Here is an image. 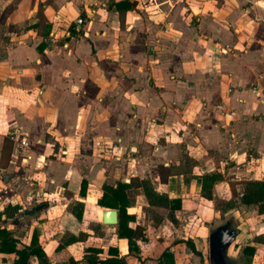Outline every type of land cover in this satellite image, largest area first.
I'll return each instance as SVG.
<instances>
[{
	"label": "crops",
	"instance_id": "0c3cea01",
	"mask_svg": "<svg viewBox=\"0 0 264 264\" xmlns=\"http://www.w3.org/2000/svg\"><path fill=\"white\" fill-rule=\"evenodd\" d=\"M123 1L132 7L118 9L116 4ZM141 1L0 0V47L7 51L0 59V82H7L0 85V131L6 127L0 135V212L7 204L21 208L12 218L1 216L0 225L7 231L17 229V234H9L19 241L18 248L28 246L35 231L50 264H69V258L76 264H88L83 261L85 254L90 255L87 248L100 250V259L109 257L108 248H115L125 264H161L157 259L165 250L172 264H180L192 253L184 242L173 243L188 239L174 236L178 214L186 209L188 190L194 189L195 201L201 199L195 184L188 180L191 175L213 171L223 175L225 170L212 164L229 154L236 163L228 168L234 169L231 175H251L246 180L264 176V0H154L160 12L142 7ZM77 18L83 20L81 25L76 24ZM218 46L225 52L220 53ZM51 48L58 54L39 62V55ZM68 50L70 58L93 61V67H106L112 59L118 73L104 83L91 75L82 84L73 73V80L63 82L58 74L63 65L59 51L63 56ZM10 74H17V79L9 81ZM176 77L191 82L186 92L208 99V106L191 104L184 111L187 123L181 120L185 117L182 115L181 119L171 114L164 120L158 118L164 122L158 132H170L169 127L175 124L180 136L171 131L173 140H146L155 142V147L144 153L145 140H128L129 130L144 127L142 120L156 112L163 99L172 98ZM85 94L120 98V117L111 115L118 109L113 106H107L108 112H97L96 107L101 109L100 97L93 111L83 107V101H79ZM7 96H11L9 101ZM129 111L134 113L133 119H129ZM167 111L175 114L171 107ZM220 127L231 131L229 140ZM13 133L26 138V149L19 151L17 143L9 139ZM111 143L116 151L124 147L132 150L135 157H118L113 161L118 168L113 167L111 160L104 159L105 152L110 151L105 144ZM246 147L253 156L245 153ZM185 158L191 162L186 173L181 170ZM147 160L149 165L155 164L154 169L148 168ZM253 160L262 170L256 172L255 167L241 163ZM128 161L129 168L124 165ZM160 165L170 171L164 183ZM133 178L152 184L156 181L166 186L162 190L153 187L157 192L181 199V209L174 212L175 222L167 217V209L149 207L146 199L144 206L161 219L152 226L159 233L149 236L133 212L138 207L129 195L127 213L134 216L129 226L142 230V238L136 241L138 257L128 254L127 239L116 236L117 224L102 223V213L108 208L97 205L103 185L114 187L118 181L129 183ZM82 181L86 183L83 196ZM130 190H139L144 197L141 188ZM42 196L47 197L48 206L40 204ZM32 200L44 207L25 215L36 207L27 206ZM65 203L72 206L64 209ZM77 204L82 205L80 221L71 213ZM92 204L99 211L97 218L88 213ZM18 214L19 223L15 221ZM84 223L87 226L82 228ZM97 223L105 226L102 236L92 230ZM153 244L156 248L150 250ZM58 245L62 248L56 251ZM14 258L13 254H0V264H13ZM29 264L37 262L30 259Z\"/></svg>",
	"mask_w": 264,
	"mask_h": 264
},
{
	"label": "rangeland",
	"instance_id": "374dc122",
	"mask_svg": "<svg viewBox=\"0 0 264 264\" xmlns=\"http://www.w3.org/2000/svg\"><path fill=\"white\" fill-rule=\"evenodd\" d=\"M141 5H142V7L149 8L151 11H157L158 10V7L155 6L154 0H142ZM162 7L163 6H160L159 9H163ZM158 11L160 12V10H158ZM5 38H6V36H5ZM14 43L20 44V41L19 42L14 41ZM5 52H7V51L5 49H3V47H0V59L3 57V54ZM55 52H56V50L51 48L48 51H46L45 54L39 55L40 57L37 59L39 62L43 61L45 63L48 61L50 56L54 55ZM56 53L58 54V51ZM65 53L66 54L62 56V53L59 51L60 61L63 62V65H61L59 67L58 74H59L60 78H63L62 79V80H64L63 82H66V83L70 82V79H72L70 76L73 73L72 74L73 78L74 79L77 78L78 82L82 83V84H85L87 82V80L89 78H91L92 76L96 77L97 82L104 83V82H106V80H110V78L113 76V74L115 72L118 73V71L116 70V67H117L116 62L114 60L112 61V59H108L109 57L106 58V59H108V63L105 65L106 67L101 66V65H98V66L94 65V67H93V64H92L93 61H90L88 59L89 60V62H88L85 59H81V58H78V59L70 58V56H69L70 50L66 51ZM92 53H94V52H92ZM149 54L150 53H148V55ZM172 58H176V55L172 54ZM177 58H178V56H177ZM71 68H73V70ZM71 70H72V72H71ZM35 75H36V73H35ZM17 77H18L17 74H13V75L10 74L9 81L15 80V79H17ZM38 77H40V75L36 76V78H38ZM190 83L191 82L186 81L184 79H181L180 77H176L175 86L172 88V91H173L171 94L172 98L163 99V103L161 105V107H163V110H161V107H160L159 109H156V112L150 113L148 115L149 117L144 118L145 120H142V122H144V123H142V125L144 124V127L141 126L138 129H137V127H133V129L129 130V134H128L129 139L128 140H145L144 141L145 144L143 143V145H142V150L144 151V153L149 154L151 149L153 147H155V144H154L155 142L146 141V140H173L171 133H174V135L178 134L180 136L179 131L177 130V126H175V124H172V126L169 127V129L170 128L172 129L171 130L172 132L170 131L171 133L169 131H167V132L159 131L160 132L159 133L157 130L161 129L164 122L159 121L158 118L159 119L163 118V120H164L165 117L167 115H170V114L172 115L171 117L177 116L178 118H180L182 115L185 117L182 119L180 118V119L184 120L185 123H187V116H186L185 112L189 108H191V104H194V105L196 104L197 106L202 105L203 107L208 106V101H207L208 99H205V98H202V97H199L196 95H190L189 93L186 92V90H188V85H190ZM0 85H7V82L1 81ZM226 86H228V85H226ZM80 88H81V86H79V88L76 90H79ZM184 91L186 92V94ZM227 92H229V91H227ZM75 93L76 92H74V95H75ZM5 95H8V94H5ZM10 97L7 96L6 100L9 101ZM99 97L101 98V104L99 105L101 107V109H98V107H96L97 112H99L100 114L103 111L108 112L109 110L107 109V106H110V107L113 106V108L117 107L118 108L117 111L113 112L112 114L110 113V114L113 117H116L118 119L120 117V114H121L118 112V111H120L119 106L121 103V99L118 97H112V98L106 97V96L105 97H101V96L89 97V96H86V94H85L84 97H81V100L79 102L83 101L82 106L85 108H87L89 106L88 109H90V111H91L92 107H94V103L96 104V100L99 99ZM76 103H78V102H76ZM221 104L224 107L225 104L224 103H221ZM170 107L175 112L176 115L174 113H167L168 112L167 108H170ZM2 108H3V104L0 103V111L2 110ZM222 110H224V108H222ZM20 114L22 115L23 112H21ZM0 115H1V113H0ZM40 115H42V111L40 112ZM127 115L129 116V119L134 118V113H132L131 111H129V113ZM31 116L32 117L35 116L34 111H32ZM193 118H195V117L193 116ZM7 122L8 121H6V123ZM165 124L167 125V122H165ZM193 125H194V123H193ZM5 129H6V127L0 131V135H1V133L2 134L5 133V131H6ZM219 129L224 131V134H225L224 138L229 140L230 136H227V134H231V131H228V133H227L226 132L227 128H224V127H220ZM135 130H136V132H135ZM179 130H181V129H179ZM230 130H231V128H230ZM79 131H81V129H79ZM137 132H139V134H140L139 138L136 137ZM116 137H117L116 135L112 136V138H116ZM99 140H101V139H99ZM240 140H244V138L240 139ZM245 140H246V138H245ZM246 145H247V143H246ZM105 146H108V147H106V149L108 151L109 150L110 151L105 152L107 157L104 159L109 160V161L111 160L113 163L112 164L113 167L115 166V162H113V161L115 159H117L118 157L121 159V157L122 158H124V157L130 158V157H133L132 155H134V157L136 155L135 152H133L132 150L128 151V148H126V147H124L122 149L120 148V150L116 151V149L114 148V143L105 144ZM103 150H104V145L102 146V153L101 154H103ZM244 150H245L246 154L248 153L250 156H253V155H251L252 150L249 151V149H247V147ZM167 154H169V153H165L166 156H167ZM231 160L232 159H230L229 154H224L218 160L214 161V163L212 164V165H217V167L221 166V169L223 168L225 170V173L223 174L222 182H220V184L218 183V186L216 188H214L215 195H213V198L211 201L203 200L200 198L197 201H195L196 197H194V194H193L194 189L193 188L191 190H188V194H187L188 196L187 197L185 196L186 209H184V211H182L178 214V218H177L178 224L176 225L174 236L176 238H188V239L193 240L195 246L197 247V249L200 252V255L197 256V255L189 254L186 257H184V260H182V262L180 264H182V263L183 264H209L208 263V240H207L208 239V233L212 229H214L217 226H220V225H222L228 221L231 224V228L236 230L235 239L227 251L228 258L234 264H264V245H258V244L256 245L252 242V238L254 236L264 232V214L259 215L257 213L255 207H246V206H243L240 204L239 195H240L242 188H243L242 182H244L243 181L244 179L246 180L249 177H251V175L245 176V177H239V175H238V177H237V175H231L230 173L234 174V172H233L234 169H231L232 171L231 170L229 171L228 168L236 164L235 161H231ZM129 162L130 161L125 162V164H124L125 166H127V168H129ZM162 162H169V161H162ZM1 163L3 164L4 161L2 160ZM241 163L244 165V167L245 166H251L253 168L255 167L254 171H256V172L262 170V169L258 168L259 166L255 160H253L250 164H245V162H241ZM147 164H148L147 165L148 168H150V169L155 167V164L149 165L148 160H147ZM117 166H115V168H118ZM132 169H135V167H131V170ZM235 173H237V171ZM125 174H126V172H125ZM0 178H1V173H0ZM117 178H119V177H117ZM146 178H148V177H146ZM257 180H264V176L257 175ZM157 183L158 182H156V181H155V184L151 183L155 189L162 190V189L166 188V186L160 185ZM178 187H179V184H178ZM91 194L94 195V192H92ZM129 195L132 197L134 204H136V206L138 207L137 209L135 208L133 210V212H136V214L139 216V218H138L140 220L139 223L140 224L143 223V226H141V227L146 229V232H148L147 235H149V236H152L154 233H155V235L158 234L159 232H157V230L153 231L152 225H150V226L148 225V223L150 224L151 218L149 215L146 214L148 209H147V207L144 206L146 199H147L146 196L143 194L144 197H142L139 190H130ZM53 199H51V200H53ZM39 202H40V204L45 203L46 206H48L47 197H45V196L44 197L42 196L41 200ZM39 202H35L33 200L31 202L28 201L27 206L30 205V208H32V207L36 206L37 204H39ZM62 204H64V203H62ZM71 206L72 205L69 206L66 204L64 206V209L71 207ZM59 209H61V208H57L55 210H58L60 212L61 210H59ZM59 212H56L55 214H58ZM159 212H163V211H159ZM88 213L92 214V216H95L96 218L99 216V211L97 210V208H95V205H93L89 208ZM55 214H53L51 216L52 217L56 216ZM19 218H20V215L18 214V216L15 219V221L17 223H19ZM86 226H87V223H84L82 225V228H85ZM11 229H12V231L8 230L10 234H12V233L17 234L18 233L17 229H13V228H11ZM245 246H254V248H255L254 252L252 254H249V253L243 251ZM154 248H156L155 244L150 246V250L154 249ZM145 249H147V247H145Z\"/></svg>",
	"mask_w": 264,
	"mask_h": 264
},
{
	"label": "trees",
	"instance_id": "16d2710c",
	"mask_svg": "<svg viewBox=\"0 0 264 264\" xmlns=\"http://www.w3.org/2000/svg\"><path fill=\"white\" fill-rule=\"evenodd\" d=\"M118 9H130L132 5L127 3L126 1L120 2L116 4ZM43 47L41 46L40 49ZM183 169L182 172L186 173V169H189L191 164L188 158L183 160ZM159 173L161 182H166L167 177L170 175V171L163 167L159 166ZM192 181L199 191V196L203 200L211 201L213 198V188L216 184L222 182L223 175L218 172H205L198 175H191L188 179ZM85 181L81 183L80 194L83 196L85 193ZM243 188L239 195V202L241 205L246 207H255L256 211L259 215L264 214V180H246L242 182ZM141 188L143 194L147 198V203L149 207H162L168 210L167 217L170 221L175 222L174 212H177L181 209V199L180 198H169L166 192L159 193L157 192L151 182L147 179H139L133 178L129 183H125L123 181H118L116 185L102 186V195L97 200V205L103 208L115 209L118 212V222H117V231L116 236L118 238L127 239L128 243V254L134 255L138 257L139 247L136 243L137 240L142 238V230L139 226H135L134 228L129 226V222L134 220V216L127 213V207L131 204V198L129 196V190L131 188ZM20 206L18 204H7L3 210L0 212V217L4 216L5 218H12L15 214L20 211ZM71 213L76 217L77 220H81L82 214V205L77 204L75 208L71 210ZM147 215L151 218V225L157 226L161 219L155 216L154 211L148 209L146 212ZM155 217V219H154ZM105 226L101 223L94 224L92 226V230L97 233L99 236L104 234ZM103 229V230H102ZM82 238V235L80 236ZM176 242H184L185 246L189 249V251L199 256L200 252L196 249L195 244L187 239V240H178ZM252 242L258 245H264V232L258 234L252 238ZM19 241L10 236L9 232L5 228V226L0 225V254H13L15 256L13 264H29L30 259L36 260L37 264H50V259L47 258L41 249V246L38 243V238L33 231L30 239V243L28 246L22 245L18 248ZM62 248L61 245H58L55 250L59 251ZM254 246H245L243 251L252 254L254 252ZM87 252H90V255L85 254L83 256V261L88 264H125L122 258L117 257V252L115 248H108L107 255L108 258L100 259L97 254L101 251L98 249L87 248ZM93 254V256H92ZM95 254V255H94ZM170 259V264H172V258L168 252L165 250L157 259V261L161 264H167ZM69 264H76V262L72 259H68Z\"/></svg>",
	"mask_w": 264,
	"mask_h": 264
},
{
	"label": "water",
	"instance_id": "95a60500",
	"mask_svg": "<svg viewBox=\"0 0 264 264\" xmlns=\"http://www.w3.org/2000/svg\"><path fill=\"white\" fill-rule=\"evenodd\" d=\"M44 205H39L32 210L25 211V215H32L42 209ZM102 223L104 225H116L118 213L115 209H107L102 213ZM236 230L231 228L230 222H226L208 233V263L209 264H234L227 255V251L234 241Z\"/></svg>",
	"mask_w": 264,
	"mask_h": 264
},
{
	"label": "built area",
	"instance_id": "2783aa9c",
	"mask_svg": "<svg viewBox=\"0 0 264 264\" xmlns=\"http://www.w3.org/2000/svg\"><path fill=\"white\" fill-rule=\"evenodd\" d=\"M82 23H83V20L81 18H77L76 19V24L77 25H81ZM218 50H219L220 53H224L225 52V50L220 48V46H218ZM252 89H253V91L255 90L254 88H252ZM9 139L11 141L17 143V148H18L19 151H22V150H24V149H26L28 147V141L26 140V138H24V137L19 138V137L15 136V133L9 134Z\"/></svg>",
	"mask_w": 264,
	"mask_h": 264
}]
</instances>
